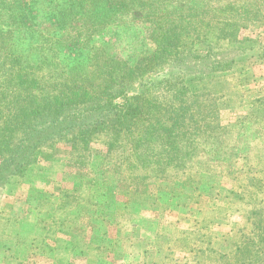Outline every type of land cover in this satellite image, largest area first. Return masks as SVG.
Segmentation results:
<instances>
[{"label": "rangeland", "instance_id": "1", "mask_svg": "<svg viewBox=\"0 0 264 264\" xmlns=\"http://www.w3.org/2000/svg\"><path fill=\"white\" fill-rule=\"evenodd\" d=\"M21 7L23 28L9 24L12 47H2L0 62L6 52L28 50L52 70L83 60L77 46L65 47L75 36L71 18L59 15L68 0ZM220 9L209 14L218 16L214 31L204 26L193 44L210 45L211 57L181 54L179 66L192 68L186 72L169 57L139 82L155 81L144 98L165 117L179 103L171 95H203V121L185 126L191 165L177 179L168 171L165 179L123 185L103 162L101 143L90 145L84 167L69 162L68 142L44 145L25 176L0 189V264H264V20L240 17L224 26ZM151 34L146 19L120 14L92 44L134 65L154 50ZM191 42L184 38L181 51ZM196 99L187 104L192 122Z\"/></svg>", "mask_w": 264, "mask_h": 264}, {"label": "trees", "instance_id": "2", "mask_svg": "<svg viewBox=\"0 0 264 264\" xmlns=\"http://www.w3.org/2000/svg\"><path fill=\"white\" fill-rule=\"evenodd\" d=\"M23 3L24 0H0L5 10L0 13L5 24L0 26V55L5 49L2 47H12L8 42L9 24L12 22L13 30L23 28L17 25L23 16ZM68 3L69 7L59 15L71 18L75 36L65 47L77 46L84 53L83 60L66 66L57 63L52 70L36 61L28 50L29 55L6 52L0 62V151H7L0 160V189L25 176L44 145L61 142L70 144L69 162L82 167L90 157V145L101 143L103 162L111 173L120 176L123 185L139 186L165 179L168 171L172 173L167 178L177 179V172L191 165L188 155L191 141L186 138L185 126L203 121L199 111V98L203 95L189 96L185 91H179L180 96L171 95L179 103L165 117L159 105L144 98L156 87L155 81L150 78L139 83L140 78L169 57H175L173 67L184 69L181 72L192 69L179 66L187 57L181 54H194L191 58L196 60L211 57L210 45L195 48L193 44L201 38L204 26L209 32L214 31L210 23L218 16L209 14H216L217 4L221 7L217 13H222L227 26L240 17L261 23L264 0H68ZM120 14L146 19L152 29L155 48L134 65L114 59L105 49L92 44ZM195 20L198 24L192 26ZM189 36L193 38L188 46L190 51H181V41ZM53 44L64 47L57 42L50 46ZM185 82L182 79L179 83ZM132 95L140 96L132 98ZM192 98H197L194 103L198 119L194 122L192 107L187 105ZM180 145L185 152L180 151ZM159 153L168 155L162 157ZM169 167L170 170L162 169Z\"/></svg>", "mask_w": 264, "mask_h": 264}]
</instances>
